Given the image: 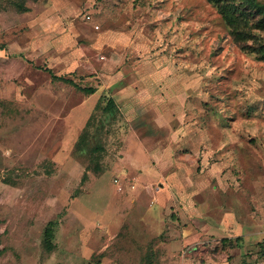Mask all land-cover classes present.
Returning a JSON list of instances; mask_svg holds the SVG:
<instances>
[{"label":"rangeland","instance_id":"1","mask_svg":"<svg viewBox=\"0 0 264 264\" xmlns=\"http://www.w3.org/2000/svg\"><path fill=\"white\" fill-rule=\"evenodd\" d=\"M24 2L0 0V264L264 260L258 16L236 38L209 0Z\"/></svg>","mask_w":264,"mask_h":264},{"label":"trees","instance_id":"2","mask_svg":"<svg viewBox=\"0 0 264 264\" xmlns=\"http://www.w3.org/2000/svg\"><path fill=\"white\" fill-rule=\"evenodd\" d=\"M209 1H213L218 5L220 13L222 14L225 22L230 27H232L233 33L236 38H244L246 36L247 32H245L244 27L249 24L250 20L255 19V17L257 16L258 17L255 19L256 22L254 26L258 28H264V4L258 2L257 0H209ZM9 2L11 5L16 7V10L18 11L21 12L29 11V8L25 4L24 0H9ZM256 53L258 54L259 58L264 59V45H260L259 49H256ZM48 71L53 79L62 80L66 83H70L74 86H77V84L72 79L67 78L65 76H57L53 74L49 68ZM80 90L88 94L94 92V89L88 86L81 87ZM103 111L104 113L111 114L112 117L114 116L115 112L118 111L115 100L111 96L107 97ZM92 119L93 118L89 117V119L85 124V128L81 131L77 140L76 149L80 153L87 154L91 158L94 157L96 159V157L93 155H95V153L102 152L104 148L102 144L99 143L98 140L92 141L95 144H92L90 142L91 136L89 135L88 128L92 125ZM94 169L99 170V166L97 165V162H95L94 164ZM52 237H53V231L51 227V222H49L44 232V244L46 245L47 249L52 248L50 242Z\"/></svg>","mask_w":264,"mask_h":264},{"label":"built area","instance_id":"3","mask_svg":"<svg viewBox=\"0 0 264 264\" xmlns=\"http://www.w3.org/2000/svg\"><path fill=\"white\" fill-rule=\"evenodd\" d=\"M254 264H264V260L258 259V260L255 261Z\"/></svg>","mask_w":264,"mask_h":264},{"label":"crops","instance_id":"4","mask_svg":"<svg viewBox=\"0 0 264 264\" xmlns=\"http://www.w3.org/2000/svg\"><path fill=\"white\" fill-rule=\"evenodd\" d=\"M54 74V73H53ZM56 75V74H55ZM57 76H61V75H57ZM112 97V96H111ZM113 98V97H112ZM114 99V98H113Z\"/></svg>","mask_w":264,"mask_h":264}]
</instances>
